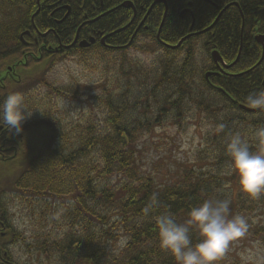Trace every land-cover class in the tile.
<instances>
[{"label": "trees", "instance_id": "trees-1", "mask_svg": "<svg viewBox=\"0 0 264 264\" xmlns=\"http://www.w3.org/2000/svg\"><path fill=\"white\" fill-rule=\"evenodd\" d=\"M186 1L193 0H182L180 5L183 6ZM210 1L221 7L230 3L238 5V8L229 7L222 14L207 34L204 44L210 62L211 51H216L224 63L231 65L238 51L241 14L245 19V28L248 25L247 3L245 0ZM252 1L250 0L252 4L255 3ZM149 3L150 0H144L143 6L147 7ZM35 10V0H0V73L8 66L22 61L24 57L27 58L25 66L16 68L20 81L3 82L0 87V102L13 91L26 94L39 85L47 90L46 99L43 100L46 104L36 106L38 111L40 110V116L24 124L20 134H11L3 127L0 130V216L3 220L0 253L6 251L8 242L14 243L23 239L11 226L6 202L8 198L28 208L30 213L35 211L33 206L36 199L55 200L59 194H64L72 201V217L81 219L82 215V221L87 223L89 230L52 241L51 247L59 260L65 264H174L173 259L158 247L153 222V216L158 212L168 211L177 222H183L188 210L204 199H230L231 212L242 215L264 204V194L256 199L246 197L239 192L235 177L227 174L218 176L189 169L176 181L163 186L140 174L137 166V135L132 131V127L124 125L122 113L108 93L105 98L97 99L99 107L104 111L103 128L89 118L85 125L72 132L67 131L51 111L50 102L58 98L71 100L75 97L70 88L58 89L49 84L45 75L54 65L71 56L42 55L39 60H33L34 56L26 57L21 53L26 50L18 39L21 31L31 30L34 26L41 32L49 28L47 25H39L40 14L35 16L33 24L31 23L30 18ZM154 11L149 15L148 21L156 31L162 19L163 9L160 8L156 15L153 14ZM4 14H9L10 17H3ZM172 15L169 8L160 30V42L155 39V33H145L142 37L149 39L165 54L173 57L187 47L182 64L173 74L178 75V79L172 82V76L165 68L157 75L152 90L138 101L145 103L156 90H164L167 85H176L177 99L165 103L162 110L169 108L175 110L178 115L181 110L180 103L185 97L183 92L186 95L191 94L190 86L186 85L184 80L187 77L189 82H193L192 72H187V69L193 55L190 45L197 38L185 40L177 49L165 48L163 44L174 46L186 36V28L181 25L168 28L170 18L174 17ZM215 16L216 12L206 19L203 17L206 26L211 24ZM210 33L213 35L210 36ZM118 36L119 41L115 44L123 45L127 42L121 38V34ZM96 49L92 51L96 56L104 55L106 58L125 52L109 51L100 47ZM84 52L86 51L80 50L75 55ZM259 58V48L249 51L242 49L238 61L226 71L234 76L211 74L208 82L204 74L208 71L215 72L216 69L211 64L202 70L204 88L212 90L223 102L215 111L228 113L227 116L224 114L215 131V138L221 148L219 155L224 152V145L231 135L240 133L247 137L252 130L264 127V111L249 114L239 108V105L248 107L245 103L247 95L264 89V59L259 66L242 75V72L253 67ZM28 72L32 74L28 75ZM138 101L135 99L133 104ZM220 125H224L223 129ZM21 135L23 140L20 142L18 137ZM3 138L14 139L15 142L8 140L2 144ZM252 146L255 148L254 144ZM220 160L227 162L224 153ZM8 167L14 170L8 173ZM113 178L115 183L110 185L108 182ZM223 183L227 187L225 198L219 195ZM154 194L159 201V208L151 207ZM261 232V243L264 246V228ZM122 237L127 238L126 246L115 248ZM192 239L193 243L197 242L195 233L192 234ZM6 259L13 262L9 253Z\"/></svg>", "mask_w": 264, "mask_h": 264}, {"label": "rangeland", "instance_id": "rangeland-1", "mask_svg": "<svg viewBox=\"0 0 264 264\" xmlns=\"http://www.w3.org/2000/svg\"><path fill=\"white\" fill-rule=\"evenodd\" d=\"M2 16L10 17L9 14ZM203 41L198 38L191 42L193 55L187 72H192L193 82H189L187 77L184 80L190 86L191 94L183 92L185 97L180 103L178 115L169 108L162 110L165 103L177 99L176 85L156 90L145 103L138 100L152 90L157 75L165 68L170 72L172 82L178 79V75L173 74L182 64L187 47L173 57L147 38H141L133 48L116 53L112 58L84 52L50 68L45 75L46 81L58 89L70 88L75 97L71 100H52L51 111L69 132L85 125L89 118L103 128L104 111L97 99L105 98L108 93L122 113L124 125L132 127L137 135V166L140 174L151 178L159 186L176 181L189 169L198 173L224 175L227 162L220 160L224 152L219 155L221 148L215 138V131L224 114L227 116L228 113L215 111L223 102L212 90L204 88L202 70L209 67L210 62ZM31 74L28 72V75ZM24 96L28 110L33 111L24 122L28 124L40 116L36 106L46 104L43 100L46 99L47 90L39 85ZM135 99L138 102L134 105ZM246 132L249 133L247 129ZM13 170L6 168L8 173ZM108 183L113 185L115 179ZM219 195L222 198L227 195L224 183L220 186ZM43 200H34L35 211L30 213L28 208L18 202L6 199L11 226L23 238L9 248L14 264H65L51 247L52 241L89 230L87 223L82 221V215L81 219L72 217L73 203L66 195L59 194L55 200ZM243 215L249 220V231L244 238L233 242L219 264H241L240 253L251 249L254 244L264 249L261 243L264 204ZM114 247L120 248L119 243Z\"/></svg>", "mask_w": 264, "mask_h": 264}, {"label": "flooded vegetation", "instance_id": "flooded-vegetation-1", "mask_svg": "<svg viewBox=\"0 0 264 264\" xmlns=\"http://www.w3.org/2000/svg\"><path fill=\"white\" fill-rule=\"evenodd\" d=\"M35 1V12L38 10L37 15L40 14L38 19L39 25H47L49 28L44 32H41L34 26L32 27L33 29H24L18 34V39L21 46L26 48V50L21 51V53H24V56L26 57L29 55L34 56L35 58H33V60H39L42 55L52 57L73 56L77 51L82 50L86 52H92L97 47L115 52L127 51L133 48L135 46L134 44H136L138 40L141 38L143 39L144 37L142 36L145 33L148 35L155 33V39L157 42H160L159 36L157 39V32L159 29L161 30L163 25V23L161 25V22L165 9L167 13L169 8L173 14L172 16L174 17L170 18L168 22V28L175 25H181L185 27L186 36L190 35L188 39H204L203 48H205L204 44L207 34L216 25L222 14L231 6L238 8L236 3H230L227 6L221 7L219 5L217 6L210 0L186 1L183 6L180 5L182 4V0H160L159 3H156L152 7L151 5L154 0H150V3L147 7L143 6L144 0ZM245 1L247 3L248 25L245 28V19L241 14L242 22L239 33L237 56L231 65H227L222 61L223 64L227 66L226 69L223 68L220 62L215 65L212 60V63L209 61L210 66L213 64L216 69L215 72L208 71L212 74L234 76L233 74H229L226 71L230 66L234 65L238 61L242 49L247 51L255 48L260 49V58L258 62H256L253 67L243 71L242 75L259 66L264 59V0H251L252 2H255L253 4L250 2V0ZM160 8L163 9V15L159 26L155 31L153 28H151L148 17L151 12H153V10H155L153 13L154 15L158 14ZM215 12L216 16L212 20L211 24L206 26V20H203V17L206 19L209 15H212ZM33 20L31 21L32 24ZM188 23L189 26H187ZM26 32L28 34H24ZM22 34L24 35L22 36V39H20V35ZM120 34L122 35L121 38L127 41L123 45L115 44L119 41L118 35ZM212 35L213 34L210 33V36ZM80 44L88 45L84 48L80 47ZM220 69L223 70V72L220 71ZM263 82L264 77L262 80V86L264 88ZM18 139L21 142L23 140V136H19ZM8 140L10 142L11 139L3 138L2 144ZM11 141L13 142L14 139ZM26 141L27 137L25 138L24 142L26 143ZM11 144L13 145V143ZM2 227L3 220L0 216V231H2ZM12 244L13 243L8 242L5 246L6 251L0 253V264H14V262H10L6 259L7 253L10 255L9 248L12 246Z\"/></svg>", "mask_w": 264, "mask_h": 264}, {"label": "clouds", "instance_id": "clouds-1", "mask_svg": "<svg viewBox=\"0 0 264 264\" xmlns=\"http://www.w3.org/2000/svg\"><path fill=\"white\" fill-rule=\"evenodd\" d=\"M245 103L251 109L264 111V89L247 95ZM32 112L23 93H8L0 102V127L11 134H20ZM224 154L226 174L235 177L239 192L250 199L264 194V127L252 130L247 137L240 133L231 135L224 145ZM230 205V199H204L188 210L183 222H177L168 211L158 212L153 222L159 249L174 264H219L233 242L244 238L250 228L248 218L233 214ZM151 207L159 208L155 194ZM193 233L197 237L195 243ZM126 243L127 238L122 237L119 246L123 248ZM240 259L241 264H264V249L254 244L240 253Z\"/></svg>", "mask_w": 264, "mask_h": 264}, {"label": "water", "instance_id": "water-1", "mask_svg": "<svg viewBox=\"0 0 264 264\" xmlns=\"http://www.w3.org/2000/svg\"><path fill=\"white\" fill-rule=\"evenodd\" d=\"M159 2H160V0H154V2L152 3L151 7H152L153 5H155L156 3H159ZM123 6H124V5H123ZM151 7H150V8H151ZM37 13H38V10H37V11L31 16V21L33 20L34 16L37 15ZM165 14H166V9H165V12H164V16H163V19H162L161 25H162V23H163V20H164ZM160 27H161V26H160ZM159 31H160V29H159L158 32H157V39H158V36H159ZM24 34H28V33L26 32V33H24ZM24 34L20 35V39H22V36H23ZM189 37H190V35L185 36L184 38H182V39H181L176 45H174V46H169V45H165V44H164V46L167 47L168 49H177V48L180 47V45H181L186 39H188ZM84 45H86V46H84ZM84 45L80 44V47H84V48H85V47H87L88 44H84ZM210 57H211V59H212V61H213V63H214L215 65H217L218 62H220V63L222 64V66H223L224 69L227 68V66L223 64V62H222V60H221L219 54H218L216 51L211 52ZM25 59H26V58L24 57L22 61L18 62L17 64H14V65H12V66H8L4 72L0 73V87H2L3 82H4L5 80H9V81L14 82V83H18V82L20 81V76H19V73H17L16 68H17L18 66H25V65H26V63H25ZM258 64H259V63H258ZM220 71L223 72V70H221V69H220ZM211 74H212V73H206V74L204 75L205 79L208 80V77H209ZM263 85H264V82H263ZM239 108H240L241 110H243L244 112H246V113H258V112H261V110L251 109V108L246 107V106H243V105H239ZM0 129H1V127H0Z\"/></svg>", "mask_w": 264, "mask_h": 264}]
</instances>
